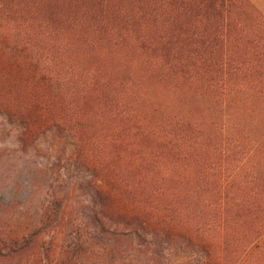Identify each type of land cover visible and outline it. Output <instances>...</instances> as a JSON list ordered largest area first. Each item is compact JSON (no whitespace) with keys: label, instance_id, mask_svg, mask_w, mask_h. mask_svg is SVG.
<instances>
[{"label":"trees","instance_id":"trees-1","mask_svg":"<svg viewBox=\"0 0 264 264\" xmlns=\"http://www.w3.org/2000/svg\"><path fill=\"white\" fill-rule=\"evenodd\" d=\"M0 264H264L250 0H0Z\"/></svg>","mask_w":264,"mask_h":264},{"label":"rangeland","instance_id":"rangeland-1","mask_svg":"<svg viewBox=\"0 0 264 264\" xmlns=\"http://www.w3.org/2000/svg\"><path fill=\"white\" fill-rule=\"evenodd\" d=\"M257 9L264 15V2L262 0H250Z\"/></svg>","mask_w":264,"mask_h":264}]
</instances>
